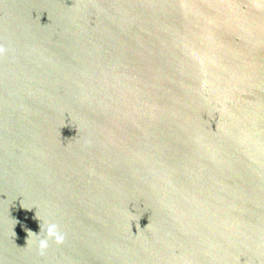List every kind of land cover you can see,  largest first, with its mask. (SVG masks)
<instances>
[{"label":"water","instance_id":"1","mask_svg":"<svg viewBox=\"0 0 264 264\" xmlns=\"http://www.w3.org/2000/svg\"><path fill=\"white\" fill-rule=\"evenodd\" d=\"M0 47V264H264V0H0Z\"/></svg>","mask_w":264,"mask_h":264},{"label":"clouds","instance_id":"2","mask_svg":"<svg viewBox=\"0 0 264 264\" xmlns=\"http://www.w3.org/2000/svg\"><path fill=\"white\" fill-rule=\"evenodd\" d=\"M2 51L4 49L0 47V52ZM13 235L15 236L14 232ZM29 236L31 237L30 241L28 239ZM65 238L66 234L62 230L61 224L57 220L49 218L40 223L39 232L34 233L28 230L26 244H31L37 252L43 254L49 248L50 242L61 244Z\"/></svg>","mask_w":264,"mask_h":264}]
</instances>
